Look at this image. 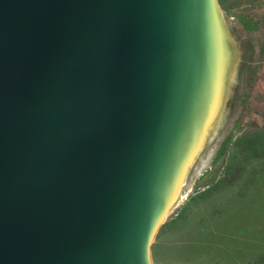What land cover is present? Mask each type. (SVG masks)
Returning <instances> with one entry per match:
<instances>
[{
  "label": "water",
  "instance_id": "1",
  "mask_svg": "<svg viewBox=\"0 0 264 264\" xmlns=\"http://www.w3.org/2000/svg\"><path fill=\"white\" fill-rule=\"evenodd\" d=\"M225 27L218 0H0V264H154Z\"/></svg>",
  "mask_w": 264,
  "mask_h": 264
},
{
  "label": "rangeland",
  "instance_id": "2",
  "mask_svg": "<svg viewBox=\"0 0 264 264\" xmlns=\"http://www.w3.org/2000/svg\"><path fill=\"white\" fill-rule=\"evenodd\" d=\"M218 4L230 47L229 88L152 245L154 264H264V56L246 45L263 38L264 0ZM238 15L261 23L247 29ZM229 135L226 157L216 161Z\"/></svg>",
  "mask_w": 264,
  "mask_h": 264
},
{
  "label": "trees",
  "instance_id": "3",
  "mask_svg": "<svg viewBox=\"0 0 264 264\" xmlns=\"http://www.w3.org/2000/svg\"><path fill=\"white\" fill-rule=\"evenodd\" d=\"M239 17V22L241 23V25H243V27L247 28V29H252L253 31H255L254 29H256L259 24L261 22H259L260 20H256L255 22H250L249 20H244L242 18V16L238 15ZM245 24V26H244ZM247 42L246 45L249 46V51L251 53H256L257 56L262 55L264 56V34H263V38L262 36H258L257 39L252 40V38H247ZM261 52V54H260ZM254 55V54H253ZM256 56V55H254ZM259 60V59H256ZM232 136L229 135L227 137V139L225 140V142L222 144V146L220 147L218 154L216 156V161H218L219 159L225 158L226 157V152H228L229 149V144H230V140H231Z\"/></svg>",
  "mask_w": 264,
  "mask_h": 264
}]
</instances>
